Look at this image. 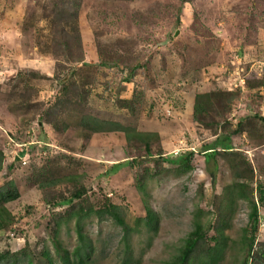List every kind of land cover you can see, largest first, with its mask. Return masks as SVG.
Instances as JSON below:
<instances>
[{
    "label": "rangeland",
    "instance_id": "1",
    "mask_svg": "<svg viewBox=\"0 0 264 264\" xmlns=\"http://www.w3.org/2000/svg\"><path fill=\"white\" fill-rule=\"evenodd\" d=\"M74 78L87 81L86 104L97 115L156 132L149 151L128 153L117 132L85 137L79 128L55 131L43 122L41 108L60 90L61 79ZM209 89L235 97L225 106L218 98L221 114L213 110L212 119L196 122L194 94ZM26 92L29 105L22 107L20 94ZM257 116L264 120V0H0V186L12 179L19 190L4 204L12 224L0 231V251L19 256L24 251L33 264H45L41 253L48 250L61 264L51 242L54 220L76 202L95 205L107 196L122 207L130 225L144 215L143 200L156 212L152 238L142 222L130 233L127 264H162L192 228L195 207L202 222L214 223L216 206L222 204L219 194L234 172L229 165L243 157L252 167L253 187L264 179V122ZM222 131L229 132L231 148L216 147L217 168L211 174L198 148L222 137ZM189 150L191 166L184 172L156 157L115 166L135 156ZM44 163L55 176H73L75 184L65 179L37 186ZM145 173L144 193L137 179ZM74 189L81 196L50 204ZM253 196L257 201L255 190ZM222 208L230 225L219 264H240L247 201L228 199ZM258 209L255 241L261 243L264 198ZM82 232L89 248L80 253V263L70 256L74 264H124L122 231L109 217L92 213L82 221ZM57 237L73 249V218L59 222Z\"/></svg>",
    "mask_w": 264,
    "mask_h": 264
},
{
    "label": "trees",
    "instance_id": "2",
    "mask_svg": "<svg viewBox=\"0 0 264 264\" xmlns=\"http://www.w3.org/2000/svg\"><path fill=\"white\" fill-rule=\"evenodd\" d=\"M61 79V87L54 95L53 98L47 101L46 109L42 110V120L52 126L55 131H67L72 128H79L88 137L92 133L103 132H117L120 139L124 141V149L129 153V150L143 148L146 153L149 151V147L153 141L157 138V133L154 131L138 130L130 124H123L120 121L110 120L97 115L91 111L86 104L85 95L87 90L84 89V85L87 81L81 79L80 83L77 79H72L70 82ZM64 94V97L58 96ZM21 106L27 107L28 104V92L26 94H20ZM235 93L222 92L221 90H205L194 94L192 103V117L196 122L209 121L212 119L213 110L216 114L220 115L221 110L218 108L219 101L224 105L231 99H234ZM123 101V100H122ZM33 103L32 105H34ZM225 106V105H224ZM260 121L263 118L257 116ZM209 118V119H208ZM240 129V121L237 125ZM235 131V130H234ZM232 132V130H231ZM222 137H218L210 142L201 144L198 151H202L205 154L206 169L209 173L213 174L217 168V159L215 154L218 151L216 147H220L224 152L230 151L231 145L229 143V132H220ZM45 135L41 141L45 142ZM18 140L17 138H15ZM21 142V141H20ZM218 144V145H216ZM24 146L21 150L25 149L27 142H24ZM36 145H39L36 143ZM46 145V144H44ZM129 147V149H128ZM40 148H43L41 146ZM156 157V161H168L175 162V171L184 172L190 168V161L192 157V151L180 152L174 156H163L160 153H155L153 156H135L131 157L123 162H117L115 166L133 165V163L145 162L148 159ZM3 152L0 150V170L3 162ZM240 158V155H239ZM239 163V164H238ZM47 163H44V171L41 173L43 176L37 180V186L41 188H48L55 186L63 180L67 179L75 184V178L68 174H60L55 176V171L45 168ZM233 169L230 184L224 186L222 194H219V200L221 205L216 206L217 218L213 224L207 218L204 222L200 220L201 209L195 207L193 211L192 228L187 232L186 236L182 238L176 251L173 252L170 257L162 264H219L223 259V252L226 247V242L229 237L225 233V229L230 225L229 217H227V211L223 210V205H228L229 201H234L236 198H241L247 201V224L242 228V236L239 240V251H242L243 255L240 260V264H264V242L256 243L255 233L258 226L259 218V202H262L264 198V179L253 187L251 181L252 167L249 165L245 158L241 157L240 162H234L229 165ZM9 167V166H8ZM164 171H168L164 169ZM155 174H151L153 177ZM156 176V175H155ZM145 174L137 179V185L140 190L145 193ZM254 190L257 193V201L254 199ZM229 194L230 197L227 198ZM19 196V190L16 187L14 181L9 179L3 185L0 186V231L10 227L12 224V216L10 211L4 205L8 201H12ZM81 196V191L74 189L66 199L58 198L55 201H50V204H57L61 201H70L72 197ZM232 197V198H231ZM231 198V199H230ZM144 215L136 217L133 225H130L124 219V213L121 206L111 201L110 197L103 196L102 200L95 205L85 203L83 201L76 202L75 205L70 206L66 211V215L63 218H57L54 220V230L51 237L52 246L54 252L61 260V264H74V260L70 258L73 256L80 257V253L86 251L89 248V243L86 235L82 232V221L89 217L92 213L99 219H105L109 217L115 225L121 228L122 235L121 240L123 242L124 264L130 263L132 257L131 248L128 244L129 235L132 231L136 230L139 224L142 222L144 229L150 231L149 239L156 234L158 229L159 216L151 207H149L143 200ZM70 218L74 219V228L76 231L77 243L71 251H68L66 247L62 246L60 240L57 237V226L60 221L67 222ZM212 232L208 234V230ZM147 238V239H148ZM258 244V247L255 246ZM41 255L45 259V264H55L51 258L48 250H44ZM32 256L27 252H22L21 256L10 250L0 251V264H21V261H25L26 264H33ZM82 260L79 258L78 263Z\"/></svg>",
    "mask_w": 264,
    "mask_h": 264
},
{
    "label": "water",
    "instance_id": "3",
    "mask_svg": "<svg viewBox=\"0 0 264 264\" xmlns=\"http://www.w3.org/2000/svg\"><path fill=\"white\" fill-rule=\"evenodd\" d=\"M15 157H16V159H17L18 156H15Z\"/></svg>",
    "mask_w": 264,
    "mask_h": 264
}]
</instances>
